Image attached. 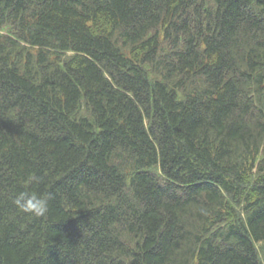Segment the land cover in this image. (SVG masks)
<instances>
[{
    "label": "trees",
    "instance_id": "16d2710c",
    "mask_svg": "<svg viewBox=\"0 0 264 264\" xmlns=\"http://www.w3.org/2000/svg\"><path fill=\"white\" fill-rule=\"evenodd\" d=\"M0 264H264V0H0Z\"/></svg>",
    "mask_w": 264,
    "mask_h": 264
},
{
    "label": "clouds",
    "instance_id": "9594fccd",
    "mask_svg": "<svg viewBox=\"0 0 264 264\" xmlns=\"http://www.w3.org/2000/svg\"><path fill=\"white\" fill-rule=\"evenodd\" d=\"M32 181H38V177H32ZM51 193L44 194L38 191L24 190L14 197L16 207L24 212L35 216H43L47 213Z\"/></svg>",
    "mask_w": 264,
    "mask_h": 264
}]
</instances>
